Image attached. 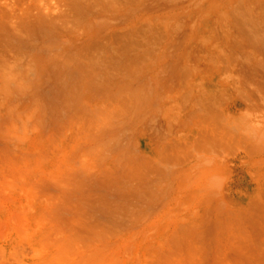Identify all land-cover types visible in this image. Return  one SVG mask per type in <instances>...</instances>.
<instances>
[{
	"label": "rangeland",
	"instance_id": "rangeland-1",
	"mask_svg": "<svg viewBox=\"0 0 264 264\" xmlns=\"http://www.w3.org/2000/svg\"><path fill=\"white\" fill-rule=\"evenodd\" d=\"M113 45L169 96L172 164L60 179L42 90ZM0 231V264H264V0H0Z\"/></svg>",
	"mask_w": 264,
	"mask_h": 264
},
{
	"label": "crops",
	"instance_id": "crops-1",
	"mask_svg": "<svg viewBox=\"0 0 264 264\" xmlns=\"http://www.w3.org/2000/svg\"><path fill=\"white\" fill-rule=\"evenodd\" d=\"M127 52L140 54L113 45L82 55L83 68L62 70L43 88L48 97L36 108L37 146L56 177L151 182L172 164L169 96L158 93L152 70L138 80L147 60H128Z\"/></svg>",
	"mask_w": 264,
	"mask_h": 264
},
{
	"label": "bare ground",
	"instance_id": "bare-ground-1",
	"mask_svg": "<svg viewBox=\"0 0 264 264\" xmlns=\"http://www.w3.org/2000/svg\"><path fill=\"white\" fill-rule=\"evenodd\" d=\"M15 228V227H14ZM20 228V227H19ZM1 232V231H0ZM4 232V231H3ZM15 236H17V235H15ZM18 244V243H17ZM70 263V262H69Z\"/></svg>",
	"mask_w": 264,
	"mask_h": 264
}]
</instances>
